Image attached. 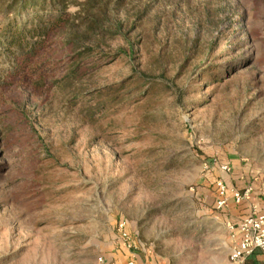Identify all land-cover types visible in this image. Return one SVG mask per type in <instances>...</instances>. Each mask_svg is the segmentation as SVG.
Here are the masks:
<instances>
[{"label":"rangeland","instance_id":"1","mask_svg":"<svg viewBox=\"0 0 264 264\" xmlns=\"http://www.w3.org/2000/svg\"><path fill=\"white\" fill-rule=\"evenodd\" d=\"M76 1L26 71L0 57V264H102L124 222L223 264L217 184L264 198V0Z\"/></svg>","mask_w":264,"mask_h":264},{"label":"trees","instance_id":"2","mask_svg":"<svg viewBox=\"0 0 264 264\" xmlns=\"http://www.w3.org/2000/svg\"><path fill=\"white\" fill-rule=\"evenodd\" d=\"M74 2L77 1L0 0V13L4 18L11 15L0 32V57L11 63L5 78H15L28 69L52 33L68 22L67 10ZM3 79H0V89L6 84Z\"/></svg>","mask_w":264,"mask_h":264},{"label":"built area","instance_id":"3","mask_svg":"<svg viewBox=\"0 0 264 264\" xmlns=\"http://www.w3.org/2000/svg\"><path fill=\"white\" fill-rule=\"evenodd\" d=\"M223 172H230L228 165L223 166ZM251 189L244 191L231 190L225 183L220 181L216 187V195L218 198L217 209L225 210L228 207L230 200L233 199L237 204H241L248 200ZM233 237L237 238V244L233 247L229 255V264H244L245 261L255 252L264 251V214L248 215L238 224L230 226ZM118 246L122 250L128 252L126 264H135L136 252L134 251L132 236L129 233L126 223L117 226ZM126 248V249H125ZM102 264H118L115 260L101 258Z\"/></svg>","mask_w":264,"mask_h":264},{"label":"crops","instance_id":"4","mask_svg":"<svg viewBox=\"0 0 264 264\" xmlns=\"http://www.w3.org/2000/svg\"><path fill=\"white\" fill-rule=\"evenodd\" d=\"M250 198L241 204H237L233 199L230 200L228 209H226V215L229 216V221L234 224H238L248 215L256 214H264V198L256 197L252 192L249 196ZM217 198V196H216ZM218 199V198H217ZM237 244V238L231 237L228 242V248L231 253L233 247ZM122 252H119L120 255H117L113 258H108L109 260H115L118 264H126L128 259V252L120 249ZM229 253V255H230ZM229 256L228 259L223 264H229ZM135 264H155L153 260L149 257H146L144 254L141 256L136 253V261ZM244 264H264V251H257L252 256H250Z\"/></svg>","mask_w":264,"mask_h":264}]
</instances>
